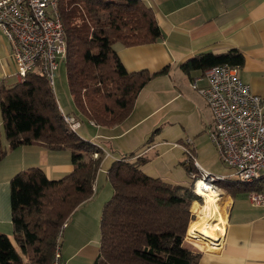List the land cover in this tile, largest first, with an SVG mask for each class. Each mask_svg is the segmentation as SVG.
Wrapping results in <instances>:
<instances>
[{
	"label": "trees",
	"instance_id": "16d2710c",
	"mask_svg": "<svg viewBox=\"0 0 264 264\" xmlns=\"http://www.w3.org/2000/svg\"><path fill=\"white\" fill-rule=\"evenodd\" d=\"M66 35V80L77 111L73 117L100 128L121 125L131 115L145 86L157 73L129 72L115 45L135 47L161 38L153 10L141 0H58ZM242 67L243 56L231 49L198 54L180 65L183 73L204 72L216 65ZM46 78L28 74L12 86L0 84V161L7 150L40 144L50 151L70 152L72 171L48 179L31 167L9 181L12 236L0 233V264H60L58 238L74 211L94 195L105 152L65 122ZM1 129L6 146L1 142ZM97 154L96 157L94 155ZM143 155L122 156L106 169L112 189L102 206L98 253L93 264H199L204 244L188 236L191 204L200 199L194 183L182 186L146 175ZM187 174L192 163H183ZM226 194L248 193L254 185L227 178ZM198 219L194 220L196 222ZM188 233L186 234V232ZM57 260V261H56Z\"/></svg>",
	"mask_w": 264,
	"mask_h": 264
},
{
	"label": "crops",
	"instance_id": "0c3cea01",
	"mask_svg": "<svg viewBox=\"0 0 264 264\" xmlns=\"http://www.w3.org/2000/svg\"><path fill=\"white\" fill-rule=\"evenodd\" d=\"M141 1L153 10L161 38L152 44L129 48L115 45L114 48L129 72L146 70L157 73L165 68L167 72L145 86L128 119L111 131L119 127L123 129L131 122L122 135L145 120L152 119L173 102L185 100L198 113L201 126L209 136L213 125L212 114L205 101L191 88V82L197 79H200L197 81L199 87L205 85V71H193L187 75L180 69L182 63L202 53L222 54L231 49L238 50L243 56V65L238 68L239 78L264 102V0ZM9 51V43L0 30V84L7 87L18 82ZM144 107L147 111L142 113ZM87 141L96 143L91 138ZM96 144L104 151L99 143ZM154 148L147 147L142 152ZM105 156L110 158V152H105ZM31 167L43 169L48 179H60L72 171L70 152L50 151L40 144H33L7 152L0 161V233L9 237L12 236L9 181L17 172ZM230 174L227 169L225 174L219 176L230 177ZM247 195L245 192L221 194L226 222L224 230L220 235L204 241L206 246L199 264H264V208L252 204ZM97 196L98 193L77 209L91 206ZM108 198L96 202L100 206V213ZM199 211L200 206H197L195 217ZM82 248H71L61 256L65 260H61L60 264H74L71 262ZM96 256L86 251L76 264H93Z\"/></svg>",
	"mask_w": 264,
	"mask_h": 264
},
{
	"label": "built area",
	"instance_id": "2783aa9c",
	"mask_svg": "<svg viewBox=\"0 0 264 264\" xmlns=\"http://www.w3.org/2000/svg\"><path fill=\"white\" fill-rule=\"evenodd\" d=\"M58 5V0H0V30L9 43V57L19 81L28 74H38L54 87L58 62L66 57V35ZM203 79L204 86L199 87L197 79L191 82V88L212 114L209 138L219 160L237 181L260 183L247 196L252 204L264 208V102L239 78L238 67L213 66L203 73ZM63 117L72 130L80 127L73 117ZM190 144L187 139L181 148L187 161L194 164ZM199 171L211 184L230 178Z\"/></svg>",
	"mask_w": 264,
	"mask_h": 264
},
{
	"label": "rangeland",
	"instance_id": "374dc122",
	"mask_svg": "<svg viewBox=\"0 0 264 264\" xmlns=\"http://www.w3.org/2000/svg\"><path fill=\"white\" fill-rule=\"evenodd\" d=\"M65 61L66 60L63 59L58 62V68L55 71L54 76V87L52 90L60 109L64 113L76 117L77 111L67 86ZM145 111H147L146 107L143 108L142 113ZM78 120L80 121V128L77 131L78 134L83 136L86 140L91 138L96 141V143H99L106 153L110 152L111 157H104L96 178L93 198L97 193L99 196H97L96 199H93L91 206L80 208V210L76 209L74 211L58 238L60 257L64 256L67 251L73 247L75 249V247L79 248L83 246L77 255V258L71 263L76 264L79 262L78 258L81 256L83 257L86 251L88 254L92 253V255L95 256L98 253L100 206L96 202H102L108 196L109 200L112 195L111 186L106 180V169L114 159L122 156H130L132 154L143 155L149 159V162L142 167V170L146 175L152 178H159L167 183L182 186L193 184L197 179L201 181L202 175L199 169H203L214 176L225 174L227 172L226 167L220 162L215 147L211 143L206 130L201 126V119L198 113H196L192 109V105L185 100H177L173 102L170 106H167L165 109L157 113L152 119L145 120L140 126L134 127L131 130L129 129L122 135L121 133H123L125 128L131 124V122L125 125L123 129L119 127L118 129L111 131L114 127L99 128L85 120L81 121L80 118ZM187 139L191 141L190 149L192 150L194 157L193 165L195 167L193 173L191 172L190 174H187L185 168L182 166L183 163L190 164V162L187 161V154L184 153L181 148L185 147ZM1 140L3 145L6 146L2 129ZM147 147L154 149L143 153L142 151L147 150ZM11 151L14 150H7L6 154ZM195 161L197 166H195ZM197 183L198 181L196 184ZM210 183H203V186L206 184L209 185ZM196 184L194 187V194L200 199V201H195L197 204H193L194 202L191 204L190 212L192 211L191 214H193L194 218L190 221L188 228L196 218L198 219V217H200L201 219L207 212L205 207L206 199L198 196L195 192ZM212 185L219 194L218 198L220 207L224 209L221 194L226 192L223 188V184L222 182H216L212 183ZM104 194L107 196H104ZM223 196L224 195H222V197ZM93 206L94 210H92ZM197 206H200V211L195 217ZM84 211H86V213H83ZM200 219L197 221H200ZM187 233L188 231L186 234ZM189 234H194L191 226L189 228ZM197 240L201 241L204 246H206V243L199 237ZM184 246L194 252L200 253L201 255L203 253L194 247L191 242L186 241V235ZM61 260L64 261L65 259L63 258Z\"/></svg>",
	"mask_w": 264,
	"mask_h": 264
},
{
	"label": "bare ground",
	"instance_id": "6f19581e",
	"mask_svg": "<svg viewBox=\"0 0 264 264\" xmlns=\"http://www.w3.org/2000/svg\"><path fill=\"white\" fill-rule=\"evenodd\" d=\"M203 183L207 182L202 179L199 181L198 179L195 192L198 196L206 199L205 207L207 212L201 219L199 217L200 221H196L191 224L194 234H190V236L193 237L192 239L197 240L199 237L201 240L206 241L207 238L211 236L220 235V233L224 230L226 222L225 211L220 207L218 194L216 193L217 191H215L211 183L209 185L206 184L205 186H203Z\"/></svg>",
	"mask_w": 264,
	"mask_h": 264
},
{
	"label": "clouds",
	"instance_id": "9594fccd",
	"mask_svg": "<svg viewBox=\"0 0 264 264\" xmlns=\"http://www.w3.org/2000/svg\"><path fill=\"white\" fill-rule=\"evenodd\" d=\"M195 185V184H194Z\"/></svg>",
	"mask_w": 264,
	"mask_h": 264
}]
</instances>
